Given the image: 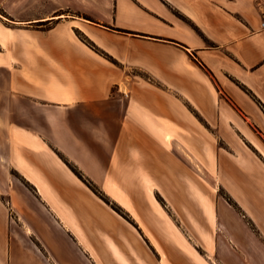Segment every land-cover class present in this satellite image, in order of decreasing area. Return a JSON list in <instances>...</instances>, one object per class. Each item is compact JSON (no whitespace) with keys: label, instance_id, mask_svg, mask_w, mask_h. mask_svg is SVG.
I'll return each mask as SVG.
<instances>
[{"label":"crops","instance_id":"crops-1","mask_svg":"<svg viewBox=\"0 0 264 264\" xmlns=\"http://www.w3.org/2000/svg\"><path fill=\"white\" fill-rule=\"evenodd\" d=\"M0 17L13 25L0 19V264H31L14 232L46 230L43 215L79 234L76 216L92 221L68 164L102 188L124 183L115 169L130 167L174 208L206 182L186 154L214 161L218 185L254 226L247 239L232 235L235 247L244 264H264V0H0ZM103 213L112 255L121 244L146 256L140 225L144 237ZM187 256L204 264L190 247Z\"/></svg>","mask_w":264,"mask_h":264},{"label":"rangeland","instance_id":"rangeland-1","mask_svg":"<svg viewBox=\"0 0 264 264\" xmlns=\"http://www.w3.org/2000/svg\"><path fill=\"white\" fill-rule=\"evenodd\" d=\"M84 1L79 0L80 3H84ZM0 19L5 26H13L6 19L2 17ZM43 28L35 27L36 30ZM77 34L78 36H82L80 31ZM0 52H5V50H2L0 47ZM133 74L136 73L134 72ZM199 138L200 140L197 138L199 144L204 145L207 149L203 153L209 155L210 150L215 149V138L212 136ZM195 159L201 163L196 157ZM213 162L211 163L210 169L204 164H201L215 178L216 187H213L205 180L207 186L204 182L197 185L200 192L198 194L199 198L193 199L192 196L194 195L193 192H195V189H192V192H189L192 198L178 201L179 206L174 208L161 197L157 189H155V199L148 192L151 185L141 183L136 170L130 167L122 169L121 173L118 168L115 169L116 174H123L125 176L126 181L120 184V186L130 197L129 200L118 184H108L102 188V184L91 181L90 178L81 173L78 167L73 164H68L70 170L80 180L81 189L89 194H87L89 196V204L94 208L91 211L94 214L92 215V221L86 223L81 215L76 216L79 232H81V238H78L75 235L80 236V234L72 229L69 223L61 224V226L56 225V228H54L50 224V217L47 214L43 215L44 219L42 223L44 224L43 227H46V230L39 232L40 230L38 231V229L37 231H33L25 228L24 232L20 231L22 234L16 231V233L14 232L16 250L17 245H19L20 248H18V251H20V256L30 258L31 264H39L35 257H33V252L31 251L35 246L40 250L42 256L45 257L47 264H124L122 256L127 258L130 264H138L137 261L139 264H162V255L157 252L153 244L154 241L159 245L165 256L166 262H163V264H167V261L168 264H181L180 258L183 259L184 264H195L187 256L188 247L196 252L198 257L201 256L204 264H244L246 261L245 251H239L235 247L238 245L233 242L232 235L238 234L241 239H247L248 234L252 235L254 226L248 219L243 217L241 208L239 206L237 208L232 204L235 201L230 198L222 183L218 185ZM102 173H104V169H100L98 173L96 172L95 174L97 176H94V178L97 179L96 177ZM72 187L75 190V187ZM29 188L32 190L31 187ZM80 190L75 191L80 192ZM93 190L98 194L94 193ZM200 197L201 200H199ZM78 202H82V199L78 200ZM80 207L81 203L75 211L82 213ZM103 212L110 214L118 223L124 226L127 225L131 228L129 225L131 224L144 237L142 230L138 226L140 223L133 215L134 212L141 220L142 224L140 227L153 246L144 237L145 241L155 255L159 257L160 263L156 262L153 253L147 249L145 243L139 237L137 238L146 256H136L134 258L133 255L138 254V251L135 250L136 247L131 246L127 248V246L125 247L116 243L118 249L114 244L115 252L112 255L111 249L108 246L109 240H103L101 238L105 232L101 228V220L98 214L102 215L104 214ZM32 215L34 214L32 213ZM37 224V221L31 222V227L33 226L35 229ZM37 237H44L43 239L48 243V248L39 245V239ZM70 237L75 243L69 239ZM88 243L94 249L95 253L92 251L94 260L86 250ZM55 244L59 245V249L63 252L62 257L61 254L55 253ZM230 245H233L240 253H235Z\"/></svg>","mask_w":264,"mask_h":264},{"label":"bare ground","instance_id":"bare-ground-1","mask_svg":"<svg viewBox=\"0 0 264 264\" xmlns=\"http://www.w3.org/2000/svg\"><path fill=\"white\" fill-rule=\"evenodd\" d=\"M189 159L191 160V162L200 170L201 174L203 175V177L205 178V180L212 185L213 187H216V181L215 178L211 175V173L208 172V170L201 165L194 157H192L189 154H186ZM134 217L138 220V222L140 223V225L142 224L141 220L139 219V217L133 212ZM153 244L156 248V250L162 255V261L166 262L165 256L162 252V250L160 249L159 245L153 241Z\"/></svg>","mask_w":264,"mask_h":264},{"label":"trees","instance_id":"trees-1","mask_svg":"<svg viewBox=\"0 0 264 264\" xmlns=\"http://www.w3.org/2000/svg\"><path fill=\"white\" fill-rule=\"evenodd\" d=\"M80 39L85 42L89 47L93 48L94 50H96L97 53L101 54L102 56H104L106 59H108L110 62L117 64V62L110 57L108 54L104 53L103 51H101L100 49H98L94 44H92L88 39H86L85 37L80 36ZM261 105V104H260ZM262 106V105H261ZM262 109L264 111V107L262 106ZM94 191V190H93ZM94 193L98 194L97 192L94 191ZM232 204H234L237 208L238 205L233 202Z\"/></svg>","mask_w":264,"mask_h":264},{"label":"flooded vegetation","instance_id":"flooded-vegetation-1","mask_svg":"<svg viewBox=\"0 0 264 264\" xmlns=\"http://www.w3.org/2000/svg\"><path fill=\"white\" fill-rule=\"evenodd\" d=\"M148 248L153 253V256L155 257L156 262L160 263L159 257L157 255H155V253L152 251V249L150 248V246H148Z\"/></svg>","mask_w":264,"mask_h":264},{"label":"built area","instance_id":"built-area-1","mask_svg":"<svg viewBox=\"0 0 264 264\" xmlns=\"http://www.w3.org/2000/svg\"><path fill=\"white\" fill-rule=\"evenodd\" d=\"M261 27H262V29H264V19H263V21L261 23Z\"/></svg>","mask_w":264,"mask_h":264}]
</instances>
